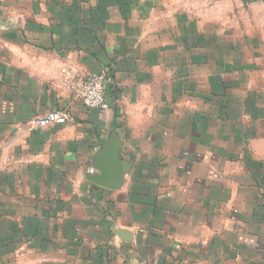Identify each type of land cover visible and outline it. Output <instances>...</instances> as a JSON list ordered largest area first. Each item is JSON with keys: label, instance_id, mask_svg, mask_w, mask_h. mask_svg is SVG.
Masks as SVG:
<instances>
[{"label": "crops", "instance_id": "crops-1", "mask_svg": "<svg viewBox=\"0 0 264 264\" xmlns=\"http://www.w3.org/2000/svg\"><path fill=\"white\" fill-rule=\"evenodd\" d=\"M98 72L105 111L71 87ZM0 264H264V27L0 0Z\"/></svg>", "mask_w": 264, "mask_h": 264}, {"label": "rangeland", "instance_id": "rangeland-1", "mask_svg": "<svg viewBox=\"0 0 264 264\" xmlns=\"http://www.w3.org/2000/svg\"><path fill=\"white\" fill-rule=\"evenodd\" d=\"M170 10L183 12L201 26L264 27V0H157Z\"/></svg>", "mask_w": 264, "mask_h": 264}, {"label": "built area", "instance_id": "built-area-1", "mask_svg": "<svg viewBox=\"0 0 264 264\" xmlns=\"http://www.w3.org/2000/svg\"><path fill=\"white\" fill-rule=\"evenodd\" d=\"M104 72L89 73L78 79L71 85L75 96L82 104L91 109L105 111L109 105L104 96ZM65 114L61 110L47 111L42 116L32 120V123L41 127L61 123L65 120Z\"/></svg>", "mask_w": 264, "mask_h": 264}, {"label": "water", "instance_id": "water-1", "mask_svg": "<svg viewBox=\"0 0 264 264\" xmlns=\"http://www.w3.org/2000/svg\"><path fill=\"white\" fill-rule=\"evenodd\" d=\"M119 142H118V140L116 139L115 141H113L112 143H110V145L109 146H107V148L106 147H104L103 148V150L105 149L106 151H109L110 153H111V156H110V158H111V160H110V164H111V162H112V164H113V166H116L117 167V170H116V168H115V172L117 173V175H116V178H115V181H114V183L115 184H118L119 182H120V174H119V168H118V164H116V158L114 157V155H115V153L118 151V149H119ZM117 186V185H116Z\"/></svg>", "mask_w": 264, "mask_h": 264}]
</instances>
